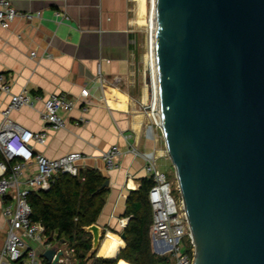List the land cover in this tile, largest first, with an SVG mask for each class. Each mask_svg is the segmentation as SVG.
<instances>
[{"label": "water", "instance_id": "water-1", "mask_svg": "<svg viewBox=\"0 0 264 264\" xmlns=\"http://www.w3.org/2000/svg\"><path fill=\"white\" fill-rule=\"evenodd\" d=\"M155 1L157 114L193 264H264V0ZM82 229L92 238L89 262L104 230ZM63 256L58 245L42 254L48 264Z\"/></svg>", "mask_w": 264, "mask_h": 264}, {"label": "crops", "instance_id": "crops-1", "mask_svg": "<svg viewBox=\"0 0 264 264\" xmlns=\"http://www.w3.org/2000/svg\"><path fill=\"white\" fill-rule=\"evenodd\" d=\"M10 1L21 12L42 14L32 22L18 20L8 30L0 27V75L7 77L12 93L23 89L42 97L65 93L79 101L83 89L91 91L89 112L84 114L78 105L67 116L66 129L48 131L46 144L36 145V151L49 159L80 153L81 169L98 170L110 181V193L97 224L104 230L102 246L114 236L123 243L115 250L119 258L126 247L121 235L129 222L123 217L127 197L140 189L147 175L142 158L127 155L120 169L108 170L102 155L114 145L125 151L131 145L143 153L154 152L158 160H167L159 137L153 141L146 138L147 114L142 109L146 101L141 87L142 5L139 0ZM32 52L37 57H32ZM10 100V95L0 94V123ZM41 110V104L36 110L23 108L13 112L11 119L40 132L44 130ZM82 118L89 123L82 124ZM7 227L0 200V251ZM62 240L58 241L65 253L61 264H69L75 255L68 253V245ZM43 248L41 255L46 250ZM101 250L97 258L114 260L100 256Z\"/></svg>", "mask_w": 264, "mask_h": 264}, {"label": "built area", "instance_id": "built-area-1", "mask_svg": "<svg viewBox=\"0 0 264 264\" xmlns=\"http://www.w3.org/2000/svg\"><path fill=\"white\" fill-rule=\"evenodd\" d=\"M41 15V12H21L10 0H0V27L3 29H10L18 20L32 22ZM151 46L150 40V48ZM31 56L35 58L37 53L32 52ZM153 77L152 72L151 81ZM152 84L151 110L146 109L149 105L148 100L142 105L143 111L150 118L152 114V125L147 126L146 129V138L149 140L155 139V128L161 131L159 115L154 111L157 102L154 78ZM11 86L7 77L4 74L0 75V94L11 96L10 104L2 112L3 121L0 123V200L2 216L8 226L5 245L0 251V264H16L19 261L23 264H43L42 255L32 246V243H37L46 249L54 245L60 247V244L58 241L57 244H48L45 229L32 218L29 197L32 192L48 191L54 184L56 176L61 174L78 176L83 155L70 153L60 159H49L36 151V145L46 144L48 131L66 129L67 116L78 105L82 112L87 114L92 95L89 89H83L78 101L69 98L65 93L42 97L23 89L20 93L13 94ZM40 104L42 105L40 119L44 126L43 131L33 132L11 119L13 112L23 108L36 110ZM81 123L88 124L89 120L82 118ZM127 155L142 158L147 178L154 182L148 194V201L153 212L150 229L153 253L156 256L168 258L169 264H193L196 246L182 195L177 198L172 195L171 183L168 181L167 174L158 169V159L154 152L143 153L131 145L125 151L120 146L114 145L103 153L102 160L108 170H118ZM31 169L34 170L33 173L30 172ZM177 190L181 193L178 181ZM68 253L75 255L74 250H68ZM64 257L65 253L59 264L63 262ZM69 264H79V262L75 258Z\"/></svg>", "mask_w": 264, "mask_h": 264}, {"label": "trees", "instance_id": "trees-1", "mask_svg": "<svg viewBox=\"0 0 264 264\" xmlns=\"http://www.w3.org/2000/svg\"><path fill=\"white\" fill-rule=\"evenodd\" d=\"M107 180L98 170L80 169L78 176L59 175L48 191L31 193L32 218L45 229L48 244L63 239L69 250L75 251L79 264H169L168 258L156 256L152 250L153 212L148 194L154 182L149 178H144L140 189L131 191L127 197L123 216L129 219L124 230L126 247L118 260L93 257L89 262L85 261L92 238L82 228L98 222L110 193L109 188H103ZM114 257L115 251L109 258Z\"/></svg>", "mask_w": 264, "mask_h": 264}, {"label": "rangeland", "instance_id": "rangeland-1", "mask_svg": "<svg viewBox=\"0 0 264 264\" xmlns=\"http://www.w3.org/2000/svg\"><path fill=\"white\" fill-rule=\"evenodd\" d=\"M150 2L149 0H143V4H142V7H141V19H140V23H141V31H142V40H143V63L141 65V68H142V73H143V82L141 83V87L143 89V92H144V97H145V101L148 100V96H149V93H148V90L151 88L150 85L147 84V79H150V75L149 73L146 72V62L144 61V57L146 56L147 54V51H148V32H147V26H143L146 22H147V19L149 18V10H150ZM146 31V32H145ZM151 118L147 115V125L148 126H151L152 125V121H150ZM155 133L157 135V137H159V140L161 141L160 142V147L161 149L165 152V156L167 157V160L166 159H159L158 160V169L167 174L168 176V181L171 183V190H172V195L177 198L179 196H181V193L178 192L177 190V178H176V173H175V168L173 166V163L172 161L170 160L168 154H167V151H166V146H165V141H164V138H163V135H162V132L155 128ZM153 141V140H152ZM152 141L148 142V143H153ZM169 158V159H168ZM112 245V244H111ZM32 246L34 248H36L38 251H40V249H44L43 246L37 244V243H32ZM119 246H123V244L121 245H118V244H113L111 246V251H110V254L105 256V257H109L111 255V252L115 251L117 247ZM121 263H124V262H121ZM43 264H46L45 262H43ZM91 264V262L89 263ZM126 264V263H125Z\"/></svg>", "mask_w": 264, "mask_h": 264}, {"label": "bare ground", "instance_id": "bare-ground-1", "mask_svg": "<svg viewBox=\"0 0 264 264\" xmlns=\"http://www.w3.org/2000/svg\"><path fill=\"white\" fill-rule=\"evenodd\" d=\"M151 6H150V10H149V18L147 19V22L143 25V26H147V32H148V51L147 54L145 56V62H146V71L149 72L150 77L152 76V72H153V78H154V83H155V87H156V69H155V54H154V34H155V23H156V1L155 0H149ZM139 4H143V0H139ZM142 32V31H141ZM146 32V31H145ZM151 36V38H150ZM150 40H151V48H150ZM152 78V81H153ZM151 81V85L150 87H153ZM156 106H154V111L155 113L157 112V102L155 104ZM152 118V114L150 115ZM151 121V120H150ZM154 123V121H153ZM160 123V122H159ZM155 124V123H154ZM151 131V129H150ZM157 136V135H156ZM111 243H118L119 245L123 244L120 239H118L116 236L108 238L107 240H105L102 250H101V254L99 253L100 256H107L110 251H111ZM122 247V246H120ZM117 256V255H116ZM116 256L113 258L115 259ZM106 258V257H105ZM120 264H125V263H120Z\"/></svg>", "mask_w": 264, "mask_h": 264}]
</instances>
